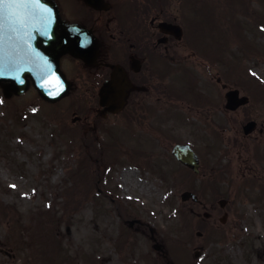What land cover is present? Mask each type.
Instances as JSON below:
<instances>
[{
	"label": "rangeland",
	"instance_id": "obj_1",
	"mask_svg": "<svg viewBox=\"0 0 264 264\" xmlns=\"http://www.w3.org/2000/svg\"><path fill=\"white\" fill-rule=\"evenodd\" d=\"M64 1L68 7L72 0ZM211 1L220 2L221 11L206 0L183 2L186 22L197 30L200 40L197 45L206 51L223 50V57L209 64L201 49L196 52L193 70L201 72L200 82L215 84V74L219 73L226 75V83L233 84L231 79H235L239 63L246 74L263 80L264 0L251 4L250 0ZM179 2L176 0L174 4ZM251 6L257 18L250 17ZM212 7L214 11H210ZM235 10L245 11L246 18L225 16L217 27H211L210 20L215 22L216 17ZM178 15L182 16L179 12ZM216 39L221 47L215 46ZM202 67L209 69L205 72ZM78 71V68L68 70L66 77L76 84L78 78H90L85 72L77 76ZM254 77L241 82L254 93L257 89L260 97L257 101L263 102L264 91L259 88H264V83ZM187 89L186 84L175 87L178 95L185 94ZM76 90L55 103L41 100L34 90L10 97L6 102L0 95V264H148L151 262L148 255L155 254L152 243L122 224L120 214H128L125 209L128 205L135 210L133 214L153 228L169 260L176 264L196 262L192 254L198 241L195 231L190 229L189 205L180 201V194L190 190L187 172L173 161L164 164L166 169L157 168L161 161L156 155L161 145L154 136L142 131L146 126L143 121L141 125L135 124L140 131H132L119 123L121 116L115 117L103 122L107 135L97 136L99 131L93 129L97 102L86 100L85 95L77 100L81 93L77 95ZM125 114L137 118L134 122H141L136 110ZM183 114L186 119L182 125L177 124L181 128L177 127V135L174 132L171 135L182 136L178 144L189 143L191 121L198 125V130L201 126L199 121L187 119L185 106ZM253 116L264 122V104L258 103ZM75 117L79 119L75 121ZM111 121L118 123L110 124ZM229 131H240V126ZM93 134L100 137L102 148L95 146ZM162 147L165 152L166 147ZM129 148L145 157L141 158L143 162L133 161L139 158ZM218 156L217 150L210 152L207 156L210 166ZM170 167L178 170L174 173L175 180L166 182ZM93 175L95 179L91 178ZM99 180L104 187L103 198L93 194L101 185L100 182L97 185ZM97 198L101 199L100 207ZM261 209L264 215V208ZM252 213L247 222H240L237 231L220 230L212 235L215 240L206 238L204 243L209 248L200 264H264V216ZM244 223L249 228L241 227ZM124 228L129 230L130 239H124L127 237ZM144 230L148 234V228ZM250 230L252 237L243 239ZM134 238L139 240L136 250H132ZM247 250L249 258L245 256Z\"/></svg>",
	"mask_w": 264,
	"mask_h": 264
},
{
	"label": "flooded vegetation",
	"instance_id": "obj_2",
	"mask_svg": "<svg viewBox=\"0 0 264 264\" xmlns=\"http://www.w3.org/2000/svg\"><path fill=\"white\" fill-rule=\"evenodd\" d=\"M56 1L62 18L90 30L99 44L92 67L69 55L59 60L63 72L78 68L92 76L90 88L86 89L92 100H97L99 88L118 68L132 85L126 108L136 110L144 124L154 125L144 129L147 134L156 136L161 147L167 146L166 137L174 132L179 98L185 100L189 119L200 122L198 130V125L194 126L191 121L189 134L190 146L198 156L199 170L194 173L186 168L190 176L188 186L197 197V202H187L192 227L203 235L220 230L229 233L237 231L240 222L247 220L243 212H248L250 217L252 207L261 212L264 208V122H258L253 115L257 113L258 103L264 104V98L263 102L257 101V97L260 98L257 89L254 93L249 86L241 84L240 75L237 76L239 83L230 84L217 73L215 84L206 85L192 71L185 70L192 66L193 44L192 31L185 30L190 23L178 15V12L184 13L183 1L174 4L176 0H72L68 7L64 0ZM12 10L10 14H2L0 3V66L33 67L26 59L44 52L41 30L45 25L44 16L18 4L13 5ZM170 26L181 28L179 39ZM177 73H182L180 84L188 86V93L177 94ZM201 85L203 90H200ZM230 93L234 109L227 107ZM245 98L247 100L243 101ZM106 115L113 117L110 113ZM166 122L170 123L168 134L167 127L162 126ZM249 122L254 125L252 131L246 133L243 128ZM239 126L240 131H229ZM171 139L177 140L178 136ZM216 145L218 149L214 148ZM216 150L219 156L210 166L207 156ZM157 168H161L160 163ZM132 210L130 206V213L122 222L134 234L146 238V225L138 221ZM133 241L136 250L139 240L134 238ZM148 257L151 258L149 264H175L167 261L166 254Z\"/></svg>",
	"mask_w": 264,
	"mask_h": 264
},
{
	"label": "water",
	"instance_id": "obj_3",
	"mask_svg": "<svg viewBox=\"0 0 264 264\" xmlns=\"http://www.w3.org/2000/svg\"><path fill=\"white\" fill-rule=\"evenodd\" d=\"M42 2L49 3V11H50V21H51V38L48 40L49 42V48L50 50H54L51 53V62L54 63V65L57 64V58L64 54V53H70L74 57L77 58H83L85 54H83V51H80L76 46V41L78 40L77 37L79 36H85L86 32L82 28H75L74 25H69L67 22L62 21L59 17L58 9L54 2L52 0H41ZM61 30L62 32L59 33L58 31ZM77 35H74L75 33ZM49 51V50H48ZM3 75V76H2ZM0 75V82L2 80L10 81V83L3 85V94L6 97H9L12 93L19 94L21 89H23L25 86H19L20 82L24 80L27 77V74L21 75L17 74V76H14V74H2ZM43 79L46 77L45 74L40 73L38 74ZM21 80V81H20ZM35 80V79H34ZM64 78L61 75L59 83L60 84H67L64 83ZM36 81V80H35ZM115 81V79H114ZM34 85H36V82H34ZM50 89L43 91L39 90V95L47 100V101H56L57 99L64 97L68 93V85H66L67 88L62 90L64 87H56L55 83L50 81L49 83ZM114 87L113 81L110 83H107L103 87L102 96L106 97L105 102L109 105L112 104L113 108L120 109L122 104L124 103V95L123 91L120 93L119 91H113L112 88ZM25 89V88H24Z\"/></svg>",
	"mask_w": 264,
	"mask_h": 264
},
{
	"label": "snow or ice",
	"instance_id": "obj_4",
	"mask_svg": "<svg viewBox=\"0 0 264 264\" xmlns=\"http://www.w3.org/2000/svg\"><path fill=\"white\" fill-rule=\"evenodd\" d=\"M4 0H0V3H3ZM12 2H20V0H12Z\"/></svg>",
	"mask_w": 264,
	"mask_h": 264
},
{
	"label": "bare ground",
	"instance_id": "obj_5",
	"mask_svg": "<svg viewBox=\"0 0 264 264\" xmlns=\"http://www.w3.org/2000/svg\"><path fill=\"white\" fill-rule=\"evenodd\" d=\"M125 174H129V173H123V176H125ZM125 178V177H124Z\"/></svg>",
	"mask_w": 264,
	"mask_h": 264
}]
</instances>
